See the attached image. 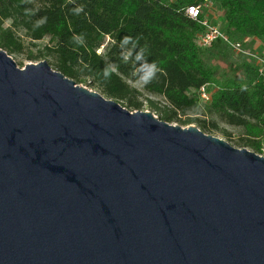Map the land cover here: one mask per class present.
<instances>
[{
    "label": "water",
    "instance_id": "1",
    "mask_svg": "<svg viewBox=\"0 0 264 264\" xmlns=\"http://www.w3.org/2000/svg\"><path fill=\"white\" fill-rule=\"evenodd\" d=\"M0 264H264V157L0 49Z\"/></svg>",
    "mask_w": 264,
    "mask_h": 264
},
{
    "label": "trees",
    "instance_id": "2",
    "mask_svg": "<svg viewBox=\"0 0 264 264\" xmlns=\"http://www.w3.org/2000/svg\"><path fill=\"white\" fill-rule=\"evenodd\" d=\"M210 3L221 12L230 41L244 47L258 41L264 50V0H0V49L21 53L18 32L32 46L47 40L37 63L48 58L53 70L77 85L131 111L147 107L169 124L195 122L203 133L215 130L230 139L216 123L206 124L216 117L242 131L243 148L264 157V85L255 63L220 39L197 47ZM193 6L200 10L194 19L186 13ZM201 87L211 95L208 103L197 96ZM188 113L197 117L182 121ZM201 114L206 119H198Z\"/></svg>",
    "mask_w": 264,
    "mask_h": 264
},
{
    "label": "rangeland",
    "instance_id": "3",
    "mask_svg": "<svg viewBox=\"0 0 264 264\" xmlns=\"http://www.w3.org/2000/svg\"><path fill=\"white\" fill-rule=\"evenodd\" d=\"M204 17L205 19L211 24V25H214L216 26L220 31L223 32V28H224V23L222 21V16H221V12L219 11L217 5L215 4H207V7L205 9V12H204ZM8 25V22L7 24ZM18 35L20 37L23 38V42H24V49L21 53L19 54H14V55H8L12 60L13 62L15 63V65L20 68V69H23L25 68V65H37V61L39 60V58L37 57H40L39 53H40V50L42 49V47L46 44L47 40H43V41H39L38 43L35 44V46H32L31 44H29V42L23 37V33L22 32H18ZM251 51H254V52H257V53H263L264 50L262 49L260 43L258 41H253V42H247V46L245 47ZM45 61L49 64L50 63V60L48 58H45ZM212 63H214V65L216 67L223 70V72H226L227 71V66L220 62V61H215V60H212ZM131 84V83H130ZM133 87L137 88L139 91H141V93L145 96V97H148L149 99L151 100H154V101H158L159 103H162V99L161 98H157V97H154V96H149L147 95L141 88L140 85L138 84H131ZM83 88L85 87L84 84L81 85ZM88 88V87H86ZM90 89V88H88ZM90 90H93V89H90ZM93 91H96V90H93ZM198 96V95H197ZM199 98V97H198ZM118 102V101H116ZM121 106L122 104L120 102H118ZM126 109V108H125ZM129 112L133 113L135 111H131L129 109H127ZM139 111H145V112H150L152 113V115L156 116V113L150 111L147 107H143L141 110ZM197 116H194L192 115L191 113H188L186 116H180V119H182V121H187L189 119H192V118H196ZM198 119L200 120H203V119H206L202 114L201 115H198ZM206 124L207 125H211V123H216L218 125V127L220 129H224L227 133H229L230 135V139H225L221 134L220 132L218 131H215V130H209V131H205L204 134L206 135H211L213 137H216V138H219L221 140H224L228 143V145H231L232 147L234 148H237V149H241L243 148L241 146V142H240V135L242 133V131L239 129V128H235V127H231V126H228V125H225L223 123H221L219 120H217L216 117H208L206 120H205ZM173 125H179L182 127V129H186V128H189V127H196V124L195 122H192L191 125H188V126H183L182 124L180 123H171ZM263 144H264V141H263ZM247 149V148H245ZM249 150V149H247ZM250 151V150H249Z\"/></svg>",
    "mask_w": 264,
    "mask_h": 264
},
{
    "label": "built area",
    "instance_id": "4",
    "mask_svg": "<svg viewBox=\"0 0 264 264\" xmlns=\"http://www.w3.org/2000/svg\"><path fill=\"white\" fill-rule=\"evenodd\" d=\"M186 13L191 18H197L200 14V10L197 7H188ZM204 28L203 32L197 36L196 44L197 47L205 49L208 48L215 40L220 39L222 42L228 46L231 51L236 55H241L248 60L255 63L258 76L261 83L264 85V52L257 53L245 48L241 43L230 41L228 37L220 31L216 26L211 25L207 20L202 22ZM197 95L199 100L208 103L210 101V93L207 91L206 87H201Z\"/></svg>",
    "mask_w": 264,
    "mask_h": 264
}]
</instances>
